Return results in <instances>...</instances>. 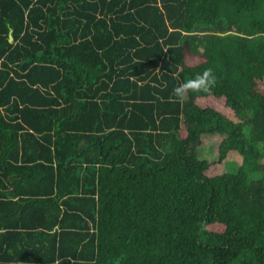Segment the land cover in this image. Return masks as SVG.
<instances>
[{
  "label": "trees",
  "instance_id": "1",
  "mask_svg": "<svg viewBox=\"0 0 264 264\" xmlns=\"http://www.w3.org/2000/svg\"><path fill=\"white\" fill-rule=\"evenodd\" d=\"M263 84L264 0H0V264H264Z\"/></svg>",
  "mask_w": 264,
  "mask_h": 264
},
{
  "label": "clouds",
  "instance_id": "2",
  "mask_svg": "<svg viewBox=\"0 0 264 264\" xmlns=\"http://www.w3.org/2000/svg\"><path fill=\"white\" fill-rule=\"evenodd\" d=\"M216 85V76L212 68H206L202 72L180 83L173 88V96L177 99H187L188 93H209Z\"/></svg>",
  "mask_w": 264,
  "mask_h": 264
},
{
  "label": "rangeland",
  "instance_id": "3",
  "mask_svg": "<svg viewBox=\"0 0 264 264\" xmlns=\"http://www.w3.org/2000/svg\"><path fill=\"white\" fill-rule=\"evenodd\" d=\"M186 61L191 62V59L189 57H186ZM262 90L264 91V84L262 86ZM183 130V127L179 130V133L181 134ZM201 143L197 148V153L200 157H204L207 160H212L214 158H216V150H217V143L219 141V135L212 133V134H204L201 136ZM216 229H221V225L220 226H215Z\"/></svg>",
  "mask_w": 264,
  "mask_h": 264
},
{
  "label": "water",
  "instance_id": "4",
  "mask_svg": "<svg viewBox=\"0 0 264 264\" xmlns=\"http://www.w3.org/2000/svg\"><path fill=\"white\" fill-rule=\"evenodd\" d=\"M8 40L10 41L11 40V34L10 33H8Z\"/></svg>",
  "mask_w": 264,
  "mask_h": 264
}]
</instances>
